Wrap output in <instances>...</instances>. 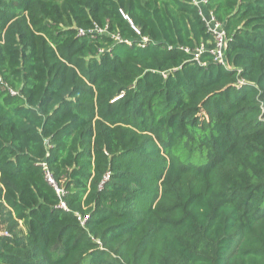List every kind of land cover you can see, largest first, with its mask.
I'll return each mask as SVG.
<instances>
[{"label":"trees","instance_id":"obj_1","mask_svg":"<svg viewBox=\"0 0 264 264\" xmlns=\"http://www.w3.org/2000/svg\"><path fill=\"white\" fill-rule=\"evenodd\" d=\"M206 2L225 65L191 0H0V264H264V0Z\"/></svg>","mask_w":264,"mask_h":264},{"label":"built area","instance_id":"obj_2","mask_svg":"<svg viewBox=\"0 0 264 264\" xmlns=\"http://www.w3.org/2000/svg\"><path fill=\"white\" fill-rule=\"evenodd\" d=\"M194 5H196L199 9V14L204 22L205 27L207 28V33L212 38L213 41V49L210 50V54L213 57V61L216 64L225 65V49H226V34L223 29L222 23L218 22L212 15V13L208 10H205L206 0H191ZM79 34H83V31L79 30ZM198 54L195 55V59H197ZM46 182L51 185L59 199H61L63 195V190L58 188L55 184L54 179L49 173L45 163L41 164ZM59 207L65 208L64 203L60 201Z\"/></svg>","mask_w":264,"mask_h":264},{"label":"crops","instance_id":"obj_3","mask_svg":"<svg viewBox=\"0 0 264 264\" xmlns=\"http://www.w3.org/2000/svg\"><path fill=\"white\" fill-rule=\"evenodd\" d=\"M205 10H207V9H206V6H205Z\"/></svg>","mask_w":264,"mask_h":264}]
</instances>
